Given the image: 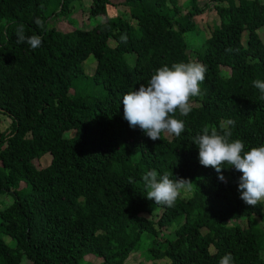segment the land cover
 I'll use <instances>...</instances> for the list:
<instances>
[{
  "label": "trees",
  "instance_id": "trees-1",
  "mask_svg": "<svg viewBox=\"0 0 264 264\" xmlns=\"http://www.w3.org/2000/svg\"><path fill=\"white\" fill-rule=\"evenodd\" d=\"M75 1L0 0V195L14 197L0 209V264H81L88 255L125 264L149 240L146 251L170 264H219L227 253L233 264H264V201L240 198L234 167L224 165L221 181L201 165L193 139L205 125H225L246 151L264 145V99L252 83L264 80V2L189 0L185 10L179 0H121L124 15L111 17V0H91L89 14L102 22L50 28L53 17L71 18ZM211 8L220 24L190 51L186 35L199 32L196 17ZM21 24L41 46L17 42ZM90 56L92 75L83 68ZM191 60L207 71L191 112L176 113L181 135L153 141L131 128L123 95L157 68ZM46 154L51 163L37 169L33 161ZM153 169L193 181L190 197L171 207L147 199L143 175Z\"/></svg>",
  "mask_w": 264,
  "mask_h": 264
},
{
  "label": "clouds",
  "instance_id": "clouds-1",
  "mask_svg": "<svg viewBox=\"0 0 264 264\" xmlns=\"http://www.w3.org/2000/svg\"><path fill=\"white\" fill-rule=\"evenodd\" d=\"M35 23L44 28L42 19L36 18ZM16 34L18 43L27 42L33 49L42 44L38 35L25 36L23 24L18 26ZM121 41L126 43L127 36L122 35ZM206 71V65L195 60L157 68L146 84L141 83L138 89L123 95V118L131 128H140L153 141L160 139L162 133L179 137L185 130V123L176 118V113L187 116L191 112V99L201 95L200 85ZM252 83L264 99V80L256 79ZM231 137L232 131L225 125H221L219 131L205 125L193 138L199 149V162L214 168L221 181H225L224 165L234 167L241 173L238 180L240 198L255 207L264 201V145L246 151L241 139ZM143 182L147 199L171 207L182 193L191 191L193 181L177 177L173 180L167 171L159 175L153 169L143 175ZM219 264H233L232 254L221 257Z\"/></svg>",
  "mask_w": 264,
  "mask_h": 264
},
{
  "label": "rangeland",
  "instance_id": "rangeland-1",
  "mask_svg": "<svg viewBox=\"0 0 264 264\" xmlns=\"http://www.w3.org/2000/svg\"><path fill=\"white\" fill-rule=\"evenodd\" d=\"M188 1L189 0H179L180 4L185 10H188ZM263 1L264 0H260ZM112 6L108 8V15L111 17L121 16L124 15L125 7L121 5V0H111ZM91 5V0H82V1H75L72 8V16L71 18H65L62 16L53 17L49 22V27H56L57 29L63 31H70L76 27L83 28V29H91L96 24L102 22L104 20V16H90L89 14V7ZM196 17V16H195ZM198 31L199 32H192L186 35L187 43L190 48V51L195 50L196 48L200 47L201 44L211 35L214 27L220 24L219 16L214 11L213 8L206 10L204 13L199 14L196 17ZM134 25L136 22H133ZM260 37L264 41V27L258 30ZM247 35V34H246ZM247 40V37L245 36ZM110 45L114 46V41L110 40ZM246 44V43H245ZM126 62L130 67L134 66L135 63V54L128 53L125 56ZM96 59L94 56H90L84 63L83 68L85 72L89 75H92L96 69ZM194 105H197L194 103ZM2 118V129L10 131L11 126V119L5 115L1 116ZM171 136L170 134H167ZM52 156L50 154L44 155L41 159H35L33 162L37 169H42L47 167L51 163ZM1 165V162H0ZM190 191L182 193L180 196L182 199H187L190 197ZM14 201L13 195L9 193L1 194L0 195V209L6 208ZM157 219V217H156ZM242 226L247 225L245 220L239 221ZM264 224V222H263ZM170 231L165 230V233L168 234ZM1 237L5 240V242L10 245L14 246L15 241L8 235L2 234ZM152 241L145 242L142 244V250H138V252L133 253L126 261L125 264H170V260L163 256L161 251L151 250V252H147L146 250L149 249V245ZM149 244V245H148ZM148 247V248H147ZM262 253H264V244L262 247ZM81 264H103V260L94 256L88 255L84 258Z\"/></svg>",
  "mask_w": 264,
  "mask_h": 264
}]
</instances>
